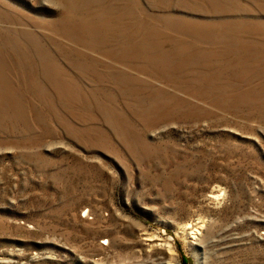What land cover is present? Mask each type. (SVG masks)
Returning <instances> with one entry per match:
<instances>
[{
    "label": "rangeland",
    "instance_id": "rangeland-1",
    "mask_svg": "<svg viewBox=\"0 0 264 264\" xmlns=\"http://www.w3.org/2000/svg\"><path fill=\"white\" fill-rule=\"evenodd\" d=\"M183 258L264 264V0H0V264Z\"/></svg>",
    "mask_w": 264,
    "mask_h": 264
},
{
    "label": "trees",
    "instance_id": "trees-1",
    "mask_svg": "<svg viewBox=\"0 0 264 264\" xmlns=\"http://www.w3.org/2000/svg\"><path fill=\"white\" fill-rule=\"evenodd\" d=\"M183 264H189V262L186 258H183Z\"/></svg>",
    "mask_w": 264,
    "mask_h": 264
},
{
    "label": "bare ground",
    "instance_id": "bare-ground-1",
    "mask_svg": "<svg viewBox=\"0 0 264 264\" xmlns=\"http://www.w3.org/2000/svg\"><path fill=\"white\" fill-rule=\"evenodd\" d=\"M188 228H190V226H188ZM199 229H201V227H198ZM198 232V231H197ZM163 245V244H160V246Z\"/></svg>",
    "mask_w": 264,
    "mask_h": 264
}]
</instances>
